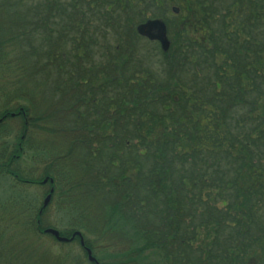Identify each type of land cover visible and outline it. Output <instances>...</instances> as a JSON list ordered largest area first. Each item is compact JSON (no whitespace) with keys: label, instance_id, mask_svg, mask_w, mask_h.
<instances>
[{"label":"trees","instance_id":"obj_1","mask_svg":"<svg viewBox=\"0 0 264 264\" xmlns=\"http://www.w3.org/2000/svg\"><path fill=\"white\" fill-rule=\"evenodd\" d=\"M1 59L0 264H94L46 243L33 185L98 264H264V0H0ZM36 130L57 148L37 175Z\"/></svg>","mask_w":264,"mask_h":264},{"label":"rangeland","instance_id":"obj_2","mask_svg":"<svg viewBox=\"0 0 264 264\" xmlns=\"http://www.w3.org/2000/svg\"><path fill=\"white\" fill-rule=\"evenodd\" d=\"M167 31L168 29L166 27V33ZM167 38L169 40L168 35H167ZM8 55H9L8 58L5 60L6 65H7V62H10L11 59H13L12 54L8 53ZM0 61H3V60L1 59ZM0 64H3V62ZM2 72L4 71L0 70V84L1 85L4 84L5 88L10 89L11 88L10 84L13 81V76L11 73L9 74L10 76H7L5 73L2 74ZM2 98L3 96L0 93V102L3 101ZM14 104H17V103H13L12 105ZM42 108L43 107H39V110H41ZM0 110H1V104H0ZM8 126H9L8 129L10 130H7L4 133L6 137L3 138L4 136L3 135L2 138H0V143L7 142L9 144H12L14 141V137L16 135V132H15L16 127L15 125H11L10 122L8 123L7 127ZM31 140H32L31 141L32 148L25 149L23 158L20 161V166L24 170H30V169L33 170L34 174L37 175L40 173L41 169L43 168L45 160L48 158L47 155L52 153L57 148L53 145V142H52L54 141V138L50 137L49 135H47L46 132H43L41 130H36V133L33 136H31ZM11 186H13V182L11 180L2 181V179H0V204L3 203L6 200V198H8V196L10 195V193L8 192ZM45 189H46L45 187H40L38 185L15 187L16 192L21 194L18 200H23L24 202H28V204H32L35 207H39L43 203L45 199L43 195ZM66 212H67L66 210H62L60 207H57L55 204H50V205L48 204L47 212L45 215V220L47 224L51 225L57 231H64L69 222L68 220L69 217L66 214ZM44 239L46 240V243L50 245L51 249L54 252H58L59 247L55 244L56 241H53L50 237H44ZM72 248L78 251L79 250L78 243L74 241L72 243Z\"/></svg>","mask_w":264,"mask_h":264},{"label":"water","instance_id":"obj_3","mask_svg":"<svg viewBox=\"0 0 264 264\" xmlns=\"http://www.w3.org/2000/svg\"><path fill=\"white\" fill-rule=\"evenodd\" d=\"M136 33L138 36L150 41L157 42L160 46L162 52H167L170 46V42L167 38L166 26L160 20H150L143 24H140L136 27ZM1 122V120H0ZM47 180H43L42 184H45ZM52 182V181H50ZM53 190L50 189L48 195L45 197L42 203V209L46 208L50 202L51 194ZM44 233L51 236L56 240V242L60 244H66L72 242L75 238H78L79 244L87 255V260L89 263L98 264L95 258L92 256L91 251L85 247L84 238L82 237L80 232H74L70 238H66L60 235L59 231L53 228H47L44 230Z\"/></svg>","mask_w":264,"mask_h":264}]
</instances>
